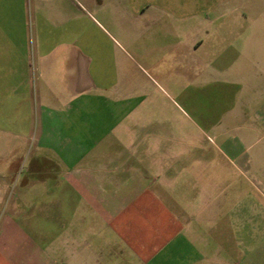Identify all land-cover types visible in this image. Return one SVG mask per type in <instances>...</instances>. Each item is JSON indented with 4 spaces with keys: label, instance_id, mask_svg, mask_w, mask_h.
<instances>
[{
    "label": "crops",
    "instance_id": "0c3cea01",
    "mask_svg": "<svg viewBox=\"0 0 264 264\" xmlns=\"http://www.w3.org/2000/svg\"><path fill=\"white\" fill-rule=\"evenodd\" d=\"M90 26L191 105L264 107V0H0V264H264L251 161L169 131Z\"/></svg>",
    "mask_w": 264,
    "mask_h": 264
},
{
    "label": "rangeland",
    "instance_id": "374dc122",
    "mask_svg": "<svg viewBox=\"0 0 264 264\" xmlns=\"http://www.w3.org/2000/svg\"><path fill=\"white\" fill-rule=\"evenodd\" d=\"M89 34L95 38L101 37L94 26L89 27ZM98 45L101 67L109 71L114 68V72L117 69L120 83L134 84L137 98H145L157 105L152 107L151 114L166 117L169 131L182 133L185 137L194 135L195 148L238 149L240 155H236L237 158L233 161L236 165L242 159L250 160V170L240 172L234 164L230 165L231 179L249 181L243 188L244 195L252 197L264 211V174L254 170L255 165L260 164L257 148L264 147V122L257 118L264 107L245 106L241 104L243 101L235 100L225 104H217L211 100L191 105L182 99L179 89L188 85L170 70L167 74L160 73L158 67L150 64L145 55L129 49L127 44L122 45L128 53L121 52L118 44L111 40L99 38ZM112 57L118 58L120 62L113 68ZM196 89L195 86V96L198 95ZM243 94L244 91L241 95ZM256 137H262L263 143L260 141L255 145V141H258ZM217 155V159L222 158Z\"/></svg>",
    "mask_w": 264,
    "mask_h": 264
}]
</instances>
